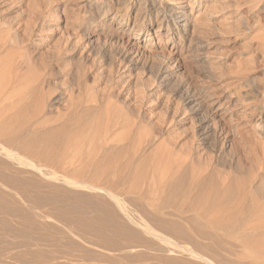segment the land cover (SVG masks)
Listing matches in <instances>:
<instances>
[{
    "label": "rangeland",
    "instance_id": "1",
    "mask_svg": "<svg viewBox=\"0 0 264 264\" xmlns=\"http://www.w3.org/2000/svg\"><path fill=\"white\" fill-rule=\"evenodd\" d=\"M255 1L0 0V83L19 84L12 113L29 119L53 105L36 133L39 141L46 131L37 145L43 149L30 150L78 130L72 134L82 139L71 140L81 145L73 151L87 141L81 148L87 153L114 124L116 143L106 157L114 166L102 185L124 201L148 206L142 196L148 186L132 180L128 165L150 158L151 171H184L181 187L207 174L210 183L233 188L229 208L248 197L246 204L264 209V0ZM116 168L124 179L114 177ZM184 187L168 195L183 203ZM248 232L219 236L229 247L242 235L238 250L251 256Z\"/></svg>",
    "mask_w": 264,
    "mask_h": 264
},
{
    "label": "bare ground",
    "instance_id": "2",
    "mask_svg": "<svg viewBox=\"0 0 264 264\" xmlns=\"http://www.w3.org/2000/svg\"><path fill=\"white\" fill-rule=\"evenodd\" d=\"M10 79L0 83V264H264L262 204H256L255 200L256 203L248 205L247 197L242 198L241 203V200L237 204L235 201L233 207L230 204L232 208H229L233 188L223 187L216 181L210 183L209 178H204L207 174L202 177L203 173L200 177L192 174L194 176L186 186V198L182 195L186 200L179 204L168 194L176 195L180 190L178 187L183 190L184 171L173 174L167 166L168 171H162V167L157 168V165V169L151 171L147 167V164H151L148 162L150 158L140 159L138 167L136 163L129 162L128 165V171L130 165L134 166L130 171L132 180L147 184L144 188L148 186L143 191L146 197L142 195L148 201V206L145 202V205L126 202L120 198V194L102 185L101 176L112 166L106 157L115 147L116 126L113 124L111 128H106V132L102 133L104 135L99 136L101 130L100 133L96 131L99 138L94 135L89 138L92 141H88L90 146L97 138L93 143L96 147L91 145L94 148L87 153H84V148L81 149L87 146L84 143L87 141L82 140L84 145L79 151L83 152L76 154L73 151L74 143L77 144L74 140L78 138L73 139L77 133L75 136L72 133L78 130L69 132L73 140L69 134V137L67 134L61 137L60 134L62 139L68 137L63 142L58 140L60 137L55 140L52 135L47 140L44 138L40 143L47 147L45 150L57 151L56 155L49 156L50 151L47 154V150L37 146L46 131L37 140L42 127H45L44 117L51 113L53 105L49 102L47 107L42 110L40 107L39 110L36 104L35 114H31L33 117L27 113L29 119L20 120V116L12 113L15 89L19 84L15 81L17 78ZM80 134L84 137V131ZM35 144L41 149L35 146L31 151ZM77 145L79 147L81 144ZM153 152L157 153L156 150ZM118 170L116 168L117 173L113 176L124 179L123 168ZM105 179L104 182H107ZM139 189L142 190L138 188L134 193L138 194ZM157 192H162L161 196ZM246 216L248 218L245 219ZM236 229L241 233H249L250 230L253 233V255L238 250L245 242L240 234L236 235L238 244L234 239L235 245H223L224 240L219 233L233 237ZM225 239L228 241V238ZM248 259L250 262L245 261Z\"/></svg>",
    "mask_w": 264,
    "mask_h": 264
}]
</instances>
